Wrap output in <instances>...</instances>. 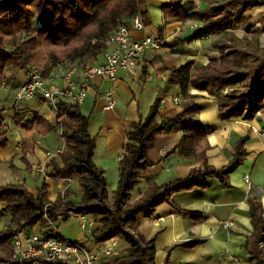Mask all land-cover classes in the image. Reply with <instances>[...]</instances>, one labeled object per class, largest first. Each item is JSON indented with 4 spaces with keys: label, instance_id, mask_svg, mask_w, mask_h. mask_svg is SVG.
I'll return each mask as SVG.
<instances>
[{
    "label": "trees",
    "instance_id": "1",
    "mask_svg": "<svg viewBox=\"0 0 264 264\" xmlns=\"http://www.w3.org/2000/svg\"><path fill=\"white\" fill-rule=\"evenodd\" d=\"M138 0H3L0 1V82L7 79L11 70L24 72L41 67V75L50 74L65 61L81 62L84 58L95 61L106 49L105 41L120 24H126L136 14ZM142 0L139 1L141 6ZM179 2L165 6L169 11ZM264 6V0H213L198 13L188 18L197 21L194 38L200 40L222 34L212 44L216 54L207 64L195 67L183 64L169 71L167 83L177 86L184 99L182 112L160 118L159 101L150 108L148 115L126 131L123 153L118 161V181L111 196L102 170L93 163L95 137L89 134V118L82 115L77 105L60 102L57 108L64 120L48 126L40 117H34L36 132H58L63 149L52 159L46 177L52 180L71 179L77 182L80 199L77 202L58 198L46 210V217L62 221L71 215L91 216L97 228L92 232V243L97 246L112 239L124 241L130 248L126 256L116 257L101 264H155L154 239L146 240L139 232L140 218H150L156 208L167 203L175 193L205 190L209 179L217 180L222 188H228V177L240 165L245 155L241 139L234 148L230 162L216 169L203 160L200 168L192 169L185 178L158 185L147 178V170L154 166L149 153L155 149L170 124H177L182 133L180 141L167 154L174 152L193 155L198 141L211 132L196 116L200 108L189 94L193 89L205 92L217 106L220 121L233 119L252 121L264 113V48L258 45L263 30L248 25L245 14ZM142 16L145 12L141 11ZM165 24V23H164ZM240 25L244 35L237 38L232 33ZM170 51L183 46L185 40L177 38L163 44ZM80 64V63H79ZM86 68L87 66L83 65ZM230 89V95L223 92ZM16 103V102H15ZM16 108H14V111ZM5 109L0 108V149L8 145L10 126ZM19 115L15 112L13 126H18ZM27 124H24L26 127ZM61 130V134H60ZM203 157V156H202ZM160 161V160H158ZM159 163V162H158ZM29 169V166H26ZM144 180L145 190L140 189ZM136 191V196H132ZM43 185L36 195L21 184L0 186V212L8 224L0 234V262L10 260V242L15 233H21L37 225L46 226L44 205L47 200ZM174 210L193 221H200L202 214ZM250 218L253 228L245 248L252 264H264V215L259 203L250 200ZM15 229V231H13ZM27 235V234H24ZM29 235V234H28ZM59 264V263H55ZM164 264H171L165 261Z\"/></svg>",
    "mask_w": 264,
    "mask_h": 264
},
{
    "label": "crops",
    "instance_id": "2",
    "mask_svg": "<svg viewBox=\"0 0 264 264\" xmlns=\"http://www.w3.org/2000/svg\"><path fill=\"white\" fill-rule=\"evenodd\" d=\"M211 1L213 0H142L140 10L146 13L142 16L146 29L142 32L132 31L131 37L142 40L155 36L163 44L182 38L185 40L184 45L174 51L163 46L157 50H149L135 72H119L114 83L95 79L87 89L84 103L78 106L81 114L89 118V134L95 137L93 163L103 171L104 177L114 168L117 172L115 185L118 181L117 164L126 143V131L144 119L156 101H159L158 113L161 119L182 112L184 99L177 86L167 83L169 71L192 63L193 72L195 67L207 64L208 58L216 54L212 44L223 35L196 40L193 25L197 21L188 18L203 10ZM175 2H179L176 8L174 5L169 11L164 10L165 6ZM262 8L264 6L255 9ZM255 9L248 11L245 17L249 26L254 25L262 30L264 11L256 16L252 14ZM263 37L261 35L259 38L260 48H264ZM79 63L75 64L79 66L74 75L77 82L82 80V66L103 63V53L95 61L90 62L84 58ZM70 67L63 64L50 75H64ZM25 80L24 72L11 70L7 73L4 85L0 82V87L13 99L11 111L5 112V115L10 119L11 128L16 131L13 138L7 136L8 145L0 149V165L8 168L0 170V174L4 175L0 186L21 184L28 192L36 195L44 185L48 194L47 200L55 202L64 182L43 178L36 174L35 168L43 164L48 167L50 161H46V154L61 152L63 141L58 132L38 134L34 117L42 118L46 125L53 127L57 116L39 98L15 103V92ZM64 85L61 78L54 77L48 88H62ZM110 88L114 91L116 105L112 111H106L104 93ZM189 94L200 108L196 119L209 127L211 132L198 141L193 155L184 156L174 152L166 157L182 137V133L177 130V124H170L163 132L157 147L149 153L150 160L156 164L147 170V178L158 185L182 179L190 170L200 168L203 160L209 166L220 169L230 162L236 144L243 138L247 139L243 146L245 155L240 165L229 175L228 188H222L217 180L209 179L205 190L175 193L170 197L171 205L163 203L156 208L152 217L140 218L139 232L146 240L154 239L155 264H164L167 260L171 264H252L245 246L253 233L250 200L260 204L264 215V193L260 192L264 187V114L257 115L252 121L233 119L223 122L218 119L215 101L205 92L190 89ZM175 97L181 100L179 104L173 102ZM32 101L35 102L34 105L30 104ZM15 112L20 114V122L16 128L13 126ZM24 124H27L26 127ZM244 176H248V183L244 182ZM72 183L68 192L72 189ZM139 187L142 191L145 190L144 180ZM173 206L180 210L201 213L202 218L200 221H193L177 213ZM226 222H231L232 226L223 228ZM55 223L58 226L78 223L79 232L74 240L84 244L94 254H98L108 243L97 246L92 243L91 234L97 225L91 216L71 215L65 221L57 217ZM42 229L43 226L37 225L26 231L22 230L21 233L28 235ZM116 241V253L105 260V263L130 253V248L124 241Z\"/></svg>",
    "mask_w": 264,
    "mask_h": 264
},
{
    "label": "built area",
    "instance_id": "3",
    "mask_svg": "<svg viewBox=\"0 0 264 264\" xmlns=\"http://www.w3.org/2000/svg\"><path fill=\"white\" fill-rule=\"evenodd\" d=\"M137 3L134 17L126 24L118 25L105 41L106 49L103 52V63L84 68L80 82L74 79V75L79 69L77 65H71L64 75L61 74L62 77L60 73H56L48 78H43L39 69L31 68L25 75V83L15 92V102L19 103L39 98L56 113L57 123L60 124L64 120L57 108L60 102L80 106L84 103L88 87L95 79L114 83L119 72H135L145 54L149 50H157L161 46V41L155 36H148L142 40H135L131 37L132 31L142 32L146 28L142 20L140 4ZM196 27H198L197 24L193 25V28ZM54 77L61 78L65 82L64 87L48 88ZM1 85H4V83L1 82ZM104 99L105 110L112 111L116 105V97L112 88L104 93ZM172 100L175 104L181 102L176 97ZM58 154L47 153L46 161H51ZM46 170L47 165L45 164L35 168L36 174L47 179ZM243 180L248 183V176H244ZM62 181L64 186L61 189L59 198L64 200V194L68 191L72 180L63 179ZM260 192L264 193V187L260 189ZM51 203L44 205L43 217L46 226L41 231L29 235L14 234L11 239L10 260L5 263L0 262V264H101L115 255L117 239L108 241L107 245L100 249L98 254H94L80 242L63 239L60 235L59 226L46 217V210L51 206ZM231 226V222L223 224V228ZM259 248H263V243L259 244Z\"/></svg>",
    "mask_w": 264,
    "mask_h": 264
},
{
    "label": "rangeland",
    "instance_id": "4",
    "mask_svg": "<svg viewBox=\"0 0 264 264\" xmlns=\"http://www.w3.org/2000/svg\"><path fill=\"white\" fill-rule=\"evenodd\" d=\"M0 1H3V0H0ZM139 1L140 0H138V3H139ZM261 11H264V8H262V9H255L254 11H252V14L258 16ZM252 27H255V26L252 25ZM232 33L234 34V36H236V37L239 36L240 38H242L243 35H244L243 29H242V27L240 25L236 26L234 28V30H233ZM261 35H264V34H261ZM260 36H259V38H260ZM259 38H258V45H259ZM263 40H264V37H263ZM76 63L77 62L71 63L69 61H65V63H63V64H65V65L68 64L69 66H71V65H75ZM37 69L41 70V67H37ZM230 94H231L230 93V89H226L223 92V95L224 96H228ZM30 104L31 105H34L35 102L32 101ZM12 105H13V99L11 97H9V94L7 93V91H5L4 89H2L0 87V108H4L6 112H10L11 109H12V107H11ZM261 114H264V113H261ZM6 121L8 122L9 126L11 127V125H10V119L8 117H6ZM15 132H16L15 129L10 128V133L8 134V138H13L15 136ZM3 168H4V170H7L8 169L7 166L0 165V170H2ZM12 173H17V172H12ZM2 176L4 177V175L0 174V182L2 180ZM105 179H106V182H107V192H108V195L111 196L112 193L116 189V185H115V182L114 181L117 179V172H115V169L114 168L111 171H108L105 174ZM72 184H73L72 185V189L69 191V195L66 197V200L67 201H71V202H77L80 199V190H79V187H78V184H77L76 181H73ZM132 196L133 197L136 196V191L133 192ZM7 224H8L7 218L6 217H2L1 212H0V234L4 231V228H5V226ZM59 230H60V235H61V237L63 239L68 240V241H75L74 239L77 238V235H78V232H79V226H78V223H72L71 225H61L60 224ZM15 234H17V233H15Z\"/></svg>",
    "mask_w": 264,
    "mask_h": 264
}]
</instances>
